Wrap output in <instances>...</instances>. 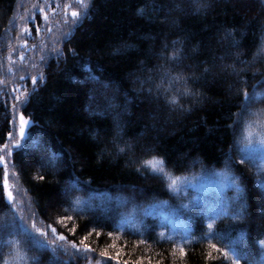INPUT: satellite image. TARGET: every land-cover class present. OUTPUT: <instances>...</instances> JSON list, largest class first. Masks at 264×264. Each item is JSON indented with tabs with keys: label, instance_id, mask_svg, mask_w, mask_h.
Returning <instances> with one entry per match:
<instances>
[{
	"label": "trees",
	"instance_id": "trees-1",
	"mask_svg": "<svg viewBox=\"0 0 264 264\" xmlns=\"http://www.w3.org/2000/svg\"><path fill=\"white\" fill-rule=\"evenodd\" d=\"M85 4L0 0V155L29 119L11 169L33 216L6 200L0 165V264L17 239L26 264H85L71 243L86 236L113 264H233V249L264 264V152L242 151L264 139V0ZM33 223L65 250L31 241Z\"/></svg>",
	"mask_w": 264,
	"mask_h": 264
},
{
	"label": "snow or ice",
	"instance_id": "snow-or-ice-1",
	"mask_svg": "<svg viewBox=\"0 0 264 264\" xmlns=\"http://www.w3.org/2000/svg\"><path fill=\"white\" fill-rule=\"evenodd\" d=\"M78 2L81 4L82 7H86V4H85V0H78ZM141 12H143V9L140 10ZM73 17L77 16L78 13L76 12H73L72 13ZM33 83H35V80H33ZM244 97H245V100L248 102V103H251V101L253 99H257L256 96H253V97H249V94L245 91L243 93ZM20 137L23 138L24 137V130H25V125L27 124V121H25L24 117L21 116L20 117ZM249 127H251V125H249ZM245 148L242 149V151H245V152H248V151H252V152H255V151H260V152H264V139H260L258 141H256L255 143H253V140H252V137L249 135V136H246L245 137ZM17 147H19V145H16ZM7 147V146H5ZM240 163H244V158H242L240 160ZM0 164H3L4 165V170H5V177H4V187L7 188L8 187V184H7V167H8V163L7 161L4 159V157H0ZM145 166L147 167H151L152 171L153 172H157L159 173L160 175H162L167 181H168V187L171 191L173 192H178L179 191V188H178V179L173 177L171 174H169L165 168H164V165H163V161L162 160H156L155 158H153L152 160H149V161H145ZM235 183V181H233ZM7 197H8V200L9 202H12L14 200V196H13V193L11 191H8L7 193ZM186 207V206H185ZM20 220L22 221L23 220V217H20ZM63 221H61L62 223ZM12 225L8 224V223H4V224H0V230L2 231H6L8 233V235H13V233L10 231ZM35 223H33V228H35ZM207 227L209 229H212L213 228V223H209L207 225ZM36 231L39 233V235L41 236H47L48 233L47 232H44L40 229H36ZM53 235H56V229L55 228H52L51 229ZM24 232L25 234L29 237V239L31 241H33L34 243L38 244L40 247H45L46 245L40 243L39 241L36 240L35 236L31 233V232H28L27 229H24ZM163 235V234H161ZM210 236H212L211 233H209ZM60 241H65V237L63 235H59L57 237ZM212 238H215L214 236H212ZM88 239V237H84L83 240L80 241V245L83 246V250L84 251H91V249L88 247V245L85 243V241ZM7 245L9 247L12 248V253H11V256H12V259L9 260V259H4L2 261V264H13V261H15V264H26V261H27V255H26V251L21 247V241L19 239L17 240H9V241H6ZM261 244L264 245V241H261ZM71 247L73 249H76L77 252L80 251V248L78 247V245L76 243H71ZM213 247H215V245H213ZM181 252L183 253L184 250H183V247H181ZM217 251H220V249H217ZM106 253H101V255H105ZM223 255L225 257H228L229 256V253L227 251H225L223 253ZM239 259V256L235 253V250L233 249V264H236V261Z\"/></svg>",
	"mask_w": 264,
	"mask_h": 264
},
{
	"label": "rangeland",
	"instance_id": "rangeland-1",
	"mask_svg": "<svg viewBox=\"0 0 264 264\" xmlns=\"http://www.w3.org/2000/svg\"><path fill=\"white\" fill-rule=\"evenodd\" d=\"M261 54H262V51L260 49L259 52H257L256 56H259ZM17 90H18V93H17L16 97L14 98V100H18L20 98L21 87L18 86ZM2 96L3 95L0 93V99L2 98ZM20 117H21V115H17L16 130H14V132H13V133H15V136L12 135L11 139L2 147L1 156L0 157H4V159L8 163V167H7V184H8V187L5 188L6 189V191H5L6 198L8 200L7 193H8V191H11L13 193V196H14V200L11 202L13 204V207L16 209L18 215L23 217L22 221L26 225L31 226L32 222H33V216H32V211L30 210V207H29V201H28V199H26L25 195H23V194H21V193H19L17 191L18 184H17V182L15 180V177H14L13 173L10 170V164H9L10 155H11L12 151L15 149V146L18 145L15 140L18 137H20V123H21L20 122ZM25 121H27V124L25 125L24 136L26 135V128L30 124L29 123L30 120L28 121L27 119H25ZM23 138L20 137L19 141H22ZM5 146H7V147H5ZM10 163H11V161H10ZM0 165H1L2 169H3V186H4L5 170H4V165L3 164H0ZM68 187L65 188V191H67L69 189ZM3 220H4V217H0V224L4 223ZM33 230L36 231L35 228H33ZM45 232L48 233V237L47 236H43V239H42L45 243H47V244L54 243L55 246L56 245L58 246L60 244L61 248L63 250H65V248L67 246V243L65 241H60L57 238L59 236L58 234L53 235L52 232H48L47 230ZM51 239H54V242L50 241ZM81 249L83 250V247H81ZM73 250H75V249H73ZM84 259H86L85 264H113L112 262H115V261H112V260H107L106 258H103V257H101V258L98 257V258L94 259V256H92V254L89 251H87V252L84 251ZM116 264H121V263H116Z\"/></svg>",
	"mask_w": 264,
	"mask_h": 264
}]
</instances>
